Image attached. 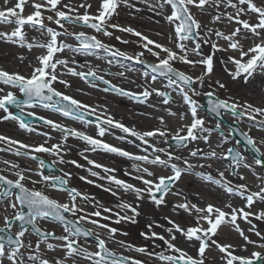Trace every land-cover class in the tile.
<instances>
[{
    "label": "snow or ice",
    "instance_id": "obj_1",
    "mask_svg": "<svg viewBox=\"0 0 264 264\" xmlns=\"http://www.w3.org/2000/svg\"><path fill=\"white\" fill-rule=\"evenodd\" d=\"M10 2L11 0H3V6L0 7V24H10L15 27L11 31H0V40L19 47H26L29 51L34 47L45 51L36 57L37 63L32 66L29 75H22L18 72L10 73L0 68V84L9 89H16L20 93L18 96L16 92L6 91L4 87H0V111L4 113L3 116H0V120H13L18 123L20 129L36 132L37 129L26 120V117H34L52 131H59L61 140L49 144L48 141L52 139L49 132L38 133L46 137L45 142L40 144H27L0 135V142L8 145L6 148H0V151H14L16 156L38 161V169L34 174L40 177L39 180H32L30 176L25 175L26 172L33 171L31 168L20 169L19 164L4 161V164L9 165L8 171L16 169L12 173L16 179H9L0 174V220H2V225H0V264H78V260L87 261L89 264H145V261L134 257H118L116 252L108 247L109 242L144 254L150 259L155 258L163 264H214L216 258L207 254L213 250L221 254L219 257L221 264H264V254L261 252L253 251L250 256L237 255V245L222 243L217 239L221 229L227 227L235 231L244 241V245L241 246L242 250L247 251L248 245L264 248V243L257 244L256 241L251 240L238 222L242 220L252 225L248 231L254 232L261 241H264V233L256 230V226L250 219V217H254L256 220H264V210L258 213L251 210L258 201L264 202V175L253 170V176L259 181L257 191H252L247 183L233 184L225 177V171L230 169L232 175H236L239 180L244 181L247 177L240 174L239 169L241 166L245 169H252V165L246 162V157L235 146L220 154L215 148H212L209 142L210 135L213 131L221 129V124L217 122L214 128L207 127L205 119L199 115L198 102L193 99V97L201 95L198 88H203L206 79L213 74L214 56L217 52L239 53L238 57L229 54L226 61L221 60V63L225 65V71L234 81L243 79L245 83H248L255 75H264V0H261L260 4H257L255 0H142L148 4L150 10L173 25L174 36H169L168 42L175 46V50L144 36L130 26L125 27L113 22L121 5L129 8L134 7L129 0H101L96 13L89 12L92 7L89 0H81L79 4L74 3L73 0H67V2L65 0H16L13 6L8 7ZM26 6L33 9L27 15L24 14ZM81 8L84 9L83 13L80 12ZM193 8L202 15L211 11L213 13L211 23L227 21L229 24L234 23L236 27L230 33L209 28L197 19L192 11ZM229 8L233 11L228 12ZM169 9L171 10L170 14ZM45 21L57 25L60 30L48 26ZM66 25L82 26L109 38L114 36L115 31L127 33L139 38L137 45L142 50L129 55L116 49L113 45L104 43L97 35H89L84 31H70ZM25 26L37 30L42 37L46 36L47 41H37L33 37L29 42L26 38ZM60 37L72 38L76 44L66 43ZM213 37L216 39L213 40ZM114 38L122 44L130 43L129 40L122 39L119 35ZM249 39L252 40V44L245 50L243 41ZM219 40L225 41L227 47L220 45ZM188 42H192L191 48L188 46ZM204 44L210 45L212 54L203 55L202 45ZM66 51L73 54L71 60L58 56ZM101 52L109 57L108 64H112L114 58L134 61L138 64H147L152 73L166 77L165 88L177 92L188 109L186 113L179 114V119L184 120L190 114L191 122L182 124L172 133L165 118L160 116L157 119L163 127L139 131L135 127H128L115 120L107 113L106 108L98 111L99 106L83 103L57 89V84L63 85L65 88L71 87L68 80L61 78L64 75H70L80 78L94 88L97 87L95 81H102L106 85L103 91L113 92L140 104L148 103L153 95L162 97L165 105L174 102L170 91H162L159 88H152L150 85L148 87L141 85L140 92H133L97 75V71L91 67L85 72L77 71L76 67L70 66L77 64L74 58L76 55H96L99 58ZM145 53L154 57L155 62L147 63L143 59ZM191 56L200 58L194 60L190 58ZM20 59L24 58L20 57ZM176 63L187 65L191 69L202 66L203 70L199 75L194 76L176 68ZM228 64H231L232 68H228ZM121 67L124 65L121 64ZM117 75L125 77V72L121 71ZM143 75L145 78L148 77L147 72ZM156 79V75L151 76L152 83ZM215 85L220 89L226 87L220 80H216ZM211 86L212 82L209 81V87ZM205 95L209 97L208 111L210 113L220 116L222 110H227L237 120L246 117L258 129H264V119H258L264 118V107H256L246 102L241 104L232 97L220 99L215 91H209ZM213 97L215 98L213 99ZM10 106L17 109L19 114L11 111ZM36 107L89 124L93 122L86 120V116L95 115L97 137L99 138H94L75 128H69L29 111ZM167 112L169 116H177V113L171 109H167ZM112 129H117L125 134L117 136L116 139L127 140L128 143L139 141L137 147L144 154L131 153L100 139L106 134H112L110 131ZM220 134L223 136V131ZM240 135L243 136L244 142L252 152L258 154L254 156L255 165L264 169V152H261L257 147V141L247 132H241ZM70 137L77 138L89 145L90 147L85 151L102 150L134 162H140L133 163L132 168L137 173L134 178L144 185L142 188L118 179L115 175H111L116 171L115 169L105 167L84 156L88 164L109 174L100 177L101 179L108 180L111 185H115L125 193H134L137 200L144 199L147 194V197L159 207L166 203L165 197L170 193L182 197L183 202L175 204L174 211L183 210L194 223L181 226V224L165 217L169 225L165 228L167 236L152 230L153 227H164L163 225L148 224L149 231L141 233V235L146 240L162 242L163 250L158 253L150 252L146 247H136L116 239L119 230L103 221L119 224L121 221L130 220L135 223V217L140 214L137 211L138 205L134 207L132 204L122 201L116 205L121 211H114L113 208L103 206L100 202L95 201V198L83 194L77 188L70 187V172H64L63 175H45L41 171L46 167L45 161L37 155L41 153L57 156L59 163L82 167L75 160L66 161L64 159V155L71 151V146L68 144ZM129 137L133 139H129ZM154 139L165 144L171 139L177 147L182 148H188L190 143L202 140L210 150L205 152L199 147L189 149L191 157L204 160H227L229 169L218 170V179L210 173H194L202 180L223 190L225 196L228 197L223 206L208 203L204 207H200L198 204L190 202L181 191L173 192L172 188L180 180L182 174H193L196 167L210 168L212 165H195L188 159L175 155L173 151L158 147L156 143H153ZM224 142H227V138L224 139ZM261 143H264V140ZM217 147H221V145L217 144ZM161 154L166 158H162ZM80 155L83 156V152ZM174 161H182L184 167H180ZM144 164L170 168L172 174L157 177L149 167L142 166ZM89 172L93 177L100 176L98 172L91 169ZM125 174L131 175V173ZM80 179L85 180L86 178L80 177ZM25 181H30L34 186L42 184L51 190L62 192L67 195L68 201L61 203L43 190L35 187L28 188ZM87 183L94 182L87 180ZM105 191L117 196V192L113 191L111 187L106 188ZM235 196L244 201L242 207H236L231 202V198ZM88 207H92L93 210L89 212ZM122 211H130L132 216L122 215ZM113 216L115 217L114 221ZM48 220L59 222L64 234L57 235L54 231L43 230L38 222ZM85 225H92V227ZM99 230H103L104 235ZM33 233L37 237L35 244L26 240V236ZM122 235H127V233H122ZM178 236L183 237L186 244L196 247L197 254L195 256L179 246ZM49 240L58 243H52ZM93 243L95 250H91ZM42 244L49 251H62L63 256L47 258L42 252ZM157 247L159 246L157 245Z\"/></svg>",
    "mask_w": 264,
    "mask_h": 264
},
{
    "label": "rangeland",
    "instance_id": "obj_2",
    "mask_svg": "<svg viewBox=\"0 0 264 264\" xmlns=\"http://www.w3.org/2000/svg\"><path fill=\"white\" fill-rule=\"evenodd\" d=\"M67 2V0H65ZM76 4H79L81 0H74L73 1ZM94 2L97 6L96 11L100 5L101 0H94L91 1ZM257 4L261 3V0H255ZM2 7V6H1ZM120 8H118V13L121 12L119 11ZM33 11V9L30 7V13ZM84 10L80 11L83 13ZM96 11L94 13H96ZM170 9L168 10L170 14ZM193 13L196 15L197 19L201 21L202 24L206 25L209 28H216L218 27L217 25L222 24V23H211L212 20V15L213 13L210 11L207 14H200L199 12L196 11L195 8L192 9ZM228 12H232V9H227ZM117 16V15H116ZM114 16L113 22L119 23L120 25H124V23L117 17ZM247 18V17H244ZM48 26L53 27L57 29L58 31L60 30L57 25L51 24L50 22L45 21ZM169 24V23H168ZM226 25V24H225ZM236 25L229 24L228 25V31L231 32ZM171 26L172 31H171V36H174V27L173 25L169 24ZM223 26V24H222ZM15 27V26H14ZM28 27V26H25ZM66 27L69 28L70 31H84L88 33L89 35H97L98 38L102 39L104 43L113 45L116 49H119L120 51H123L129 55H132L136 52L141 51L142 49L138 47L137 41L139 40L138 37L132 36L127 33H121L118 31L114 32V36L112 38L109 37H104L101 36L97 33H94L93 30L84 28L82 26H72V25H66ZM30 28V27H29ZM35 29H26L25 32L27 34L26 38L28 39L29 42L32 41V38L35 35L34 33ZM1 31V29H0ZM140 32V30H138ZM121 36L122 39L129 40V44H122L119 41L115 40V36ZM61 40H64L66 43H70L75 45L76 41L72 38L68 37H60ZM151 39V38H150ZM154 38H152L153 40ZM37 41H42L46 42L47 37L44 36L40 39H36ZM244 47H249L252 44V40L249 39L247 41H243ZM227 45V43H226ZM188 46L191 48L192 42H188ZM175 50V46L173 44L170 45ZM44 49L41 48H36L34 47L31 51H29L26 47H19L18 45H14L11 43H5L4 41L0 40V68L13 73V72H18L22 75H29L30 72L32 71V66L35 65L36 62V57L40 54L44 53ZM202 53L203 55L207 56L209 54H212V49L210 45L204 44L202 45ZM231 53H238V52H231ZM226 55L225 52H217L215 53L214 56V71L211 77L207 78L205 81V85L203 88H198V91L201 93L199 96L193 97L198 102V107H199V115L202 116L205 119V123L207 127L214 128L215 124L217 121H215L210 115L205 113L202 110V104L201 101L202 99L208 97L205 95V93L209 91H215L216 95L220 99H228L229 97H232L234 100L238 101L239 103H249L252 104L256 107H261L262 103V97L264 99V76L263 75H255L253 78L249 80L248 83H243L241 86V80H232L230 76H226L224 73L225 71V65L221 63V60H224V56ZM58 56L72 59L73 54L71 52H64L62 54H58ZM20 57H23L24 59L21 60ZM75 60L77 62L76 65H70L72 67H76L77 71H85L87 72L89 68L91 67L92 69L97 71V75L103 76L104 79L110 80L114 84H119L123 83V88L126 89H132L131 91L133 92H140L141 91V85L148 87L149 85L152 88H159L162 91H170L172 92V98L174 102H170L168 105H165L163 103V98L158 97L156 95H153L150 97L149 102L146 104H136L129 102V100L125 98H118L117 96H114L110 94L109 92L103 91V87L100 85H97V87H92L90 86L89 83L81 80L78 77H73L70 75H64L61 78L68 80L71 84V87L65 88L63 85L57 84L56 87L59 91L64 92L65 94L71 95L77 100L82 101L83 103L92 105V106H99L98 111L106 108L107 113L110 114L115 120L122 122L128 127H135L139 131H147V130H152L155 128H161L163 125H160L159 120L157 119L160 116H163L167 122L168 128L172 133H174L182 124L190 123L191 122V116L190 114L186 116V119L180 120L179 119V114L180 113H186L188 111L187 106L184 105L181 97L177 94V92L172 91L170 88H165V85L167 84V79L165 80H157L152 83L151 82V77L148 74V77L145 78L143 75L146 71L138 66V63L134 61H124L120 60V58H114L112 61V64H108V59L109 57L106 56L103 52L99 53V58H97L96 55H76ZM191 59H199L200 57L197 56H191ZM146 62L148 63H154L155 58L148 55L145 53V56L143 58ZM121 64L124 65V67H121ZM228 68H232L231 64L227 65ZM175 67L185 71L186 73H189L191 75H199L201 71L203 70L202 66H198L195 69H191L189 66L181 64V63H176ZM131 69V70H129ZM125 72V77H120L117 75L119 72ZM108 72L111 73L112 77H109ZM220 80L222 83L225 84L224 89H220L216 87L215 81ZM209 81L212 82V86L209 87ZM253 91L258 99L256 98H251L248 95V92ZM14 92H16L17 95H19L18 90L14 89ZM215 98V97H213ZM167 109H171L173 112L177 113V116H169ZM222 115L225 123L219 122L221 124V129H217L213 131L210 135L209 142L212 146V148H215L218 154L226 151L228 148H232L235 146L237 149H239L242 154L246 157V162L252 165V168L259 171L261 175H264V169L260 168L259 166L255 165L254 163V156H257L258 154L252 152V150L249 147H244L241 144L237 143L238 141L233 139L232 133L230 130L227 128L226 123L237 125L241 132H247L250 136H252L256 141H257V147L260 148L261 152H264V143H261L262 140H264V129L258 130L250 126L248 120L246 117L244 118H239L238 120L231 115H228L224 110H222ZM179 122V124H177ZM67 127L69 128H75L77 129V126L74 124H71L68 122L66 124ZM83 129H77L79 131H82L88 135L93 136L94 138H99L97 137V128L95 127H84ZM251 129V131H249ZM112 134H106L104 137L100 138L102 139L105 143L111 144L116 147H120L126 151H129L131 153H134L138 150H140L137 145L140 143L139 141H136L135 143H128L127 140H119L116 139L117 136H122L125 135L124 133L120 132L117 129H112L110 130ZM221 131H223V136H221ZM257 132L258 136H260L259 139H257L254 135V133ZM227 138V142H224V139ZM129 139H133L129 137ZM171 139L168 140V143L165 144L163 142H160L158 139H154L153 143H156L158 147L165 148L167 151H177L181 152V157L183 159H188L191 163L195 165H207L211 164L212 166H228V161L227 160H204V159H199V158H193L191 156H188L187 153L189 152V149H194L196 147H199L200 149L208 152L210 149L208 145H206L202 140L192 142L188 145V148H182V147H177ZM68 144L71 146V151L67 152L66 155H64V159L66 161L70 160H75L79 165H82V167H76L75 165L72 164H67V170L65 172H70L71 173V180L69 181V186L70 187H75L77 188L80 192L83 194L88 195L89 197L95 198V201L100 202L103 206L106 207H111L113 208L114 211H121L116 207L117 204L120 202L124 201L121 199L126 198L130 193H125L122 190L114 189L112 185H106L103 184V181L107 182L108 180L106 179H101L100 177L106 176L108 173H104L102 169H97L94 168L92 165L88 164V161L84 159V156H87L89 160H93L96 163L106 165L105 167L108 168H113L118 172V179H122L126 181L125 174L124 172L129 168L131 162L133 163L134 161L126 159L123 157V161L120 160L119 157L116 154L112 153H107L102 150H97V151H85V149H88L90 146L87 145L84 141L78 140L77 138H72L70 137L68 139ZM217 144H220L221 147H217ZM72 147L78 148L75 151ZM78 153L79 158H75L76 156L74 153ZM83 152V156L80 155V153ZM75 156V157H74ZM162 158H166L161 154ZM75 158V159H73ZM177 163L179 166H184L182 161H174ZM198 163V164H196ZM69 167V168H68ZM156 170L154 171L156 176H168L171 175V170L170 168H163L161 166H156ZM89 169L92 171H96L100 174V176L93 177L90 175ZM193 171L196 172H203L205 174H211L214 178H219L218 173L212 170L210 167H196ZM229 174H231V170L229 169ZM239 171H244V168L241 166ZM133 176L137 175V173L132 169L130 170ZM80 177H85V180H81ZM225 177L232 181L233 184L236 182H239L240 180L236 175H225ZM182 178V177H181ZM181 178L179 181L175 183L174 186L178 184H183L181 181ZM12 179V178H9ZM87 180H92L94 183H87ZM100 185H105V189L108 187H111L114 191H118L117 193L122 196H113L111 192L105 191L103 187ZM136 185L138 187H144V185L137 180ZM28 186V185H26ZM189 188L188 190H190ZM173 190V188H172ZM187 190V191H188ZM135 195V194H132ZM53 197L52 195H50ZM147 196V194L145 195ZM56 198V197H53ZM58 199L61 203L67 202L68 197H61V198H56ZM150 200V199H149ZM166 200V199H165ZM223 198L218 199L219 205L222 204ZM125 202V201H124ZM138 203L135 205L137 206ZM166 205V204H165ZM156 206V205H155ZM162 206V205H161ZM159 206L158 208L160 209ZM87 210L90 212L92 211V207H88ZM263 210H264V205H263ZM10 211V210H9ZM137 211H139V205L137 208ZM127 213V214H126ZM122 215H130L127 211H122ZM184 216L188 215L183 212ZM113 221L115 220V217L113 216ZM140 218L139 215L135 217V223L131 222L130 220L128 221H121V223L116 224L114 222H109V221H103L105 223H110L111 227L117 228L118 234L116 236V239L122 240L127 242L128 244H132L136 247H146L148 251L150 252H161L163 250V244L161 241L156 240V241H151V240H146L141 233H147L149 229H146V226L142 223H140ZM262 221V226L260 228L261 232L264 233V220ZM39 226L45 230V231H54L57 235L64 234L63 233V228L60 224H52L48 221H39ZM133 224L134 230L132 231L133 235L130 236L128 232V224ZM189 223V222H188ZM141 224V225H140ZM190 224V223H189ZM0 225H2V220H0ZM86 227H92V225H85ZM207 226V225H206ZM15 230V229H14ZM153 231H156L159 234H162L160 230H157V228L153 227ZM101 231L102 235H104L103 230ZM122 233H127V235H122ZM26 240H30L35 244L37 238L34 237L32 234L26 236ZM49 242L52 243H58L56 241L49 240ZM157 245L159 247H157ZM108 247L116 252L117 255L119 256H130L134 257L137 259H140L142 261H145V264H163V262L156 260L155 258L150 259L148 256L144 254L137 253L135 251L129 250L127 248H122L117 244H114L112 242L108 243ZM41 249L43 254L46 255L47 258L52 259V258H59L63 256L62 251H49L47 250L46 246L44 244L41 245ZM95 250V244L93 243L92 249ZM189 254L195 256L197 252H189ZM208 255L215 257V262L214 264H221V261L219 260V257L221 254H219L216 250H213L210 253H207ZM262 254H264L262 252ZM237 255H243V256H250L251 254H237ZM78 264H89V262L84 261V260H78Z\"/></svg>",
    "mask_w": 264,
    "mask_h": 264
},
{
    "label": "bare ground",
    "instance_id": "obj_3",
    "mask_svg": "<svg viewBox=\"0 0 264 264\" xmlns=\"http://www.w3.org/2000/svg\"><path fill=\"white\" fill-rule=\"evenodd\" d=\"M91 1H94V0H89V2L92 5V7L89 9V12L94 13L96 11L97 6L94 2H91ZM15 2H16V0H11V2L8 4V7L13 6L15 4ZM129 2L132 5H134V7L129 8V7H125V6L121 5L120 9H119V11L121 10V12H119L118 15L116 16L118 20L120 19L124 23V25L122 24L121 26H125V27L130 26V27L134 28L136 31L140 30V32L144 36H147L148 38H151V39L154 38L153 39L154 41L160 42V43L165 44L168 47H170L171 44L168 42V38H169V36H171L170 34L172 31V28H171V26H169L168 22L162 16H159L154 11L150 10L148 4L142 2V0H129ZM1 6H3V0H0V7ZM82 10H84V9L81 8L80 11H82ZM24 14L25 15L30 14V7L26 6ZM222 24H223V26H222ZM222 24L217 25L218 27H216L215 29H219V30L224 31L226 33H230L228 31L229 30L228 29L229 23L227 21H225ZM233 27H234V25H233ZM13 28H14V25L0 24L1 31H11ZM25 28L30 29L29 27H25ZM34 33L36 35V36H34L36 39L42 38L40 32H38L37 30H34ZM215 39L216 38L213 37V40H215ZM219 44L225 48L227 47L226 42L223 40H219ZM247 48L248 47H246L245 50ZM229 54L233 55V56H237V57L239 56V53H231V52L226 53V55L224 56L225 61L227 60V56ZM224 74L226 76L228 75L227 72H225ZM243 83H244V81L241 80L240 85L243 86L242 85ZM263 92H264V89H263ZM248 95L250 96V99L251 98L258 99L259 98V97H257V95H255V93L253 91H250V90L248 92ZM262 100L263 101L261 103V107H264L263 97H262ZM258 119H264V118H258ZM248 122H249L250 126H252L255 129H258L252 121L248 120ZM177 124H179V122H177ZM258 130H261V129H258ZM254 135L257 139L260 138V136H258L257 132H255ZM162 148H163V146H162ZM135 154L140 155L142 153L140 151H137V152H135ZM174 154L177 156H180V157L182 156L181 152L175 151ZM74 155L77 157V155L75 153H74ZM187 155L190 156L189 152L187 153ZM120 160L123 161L124 159L120 157ZM133 163H140V162H133ZM133 163L131 162L130 166H128L129 168H127V170L124 172V174L125 173H131L130 170L133 169L132 168ZM196 164H198V163H196ZM142 166L149 167V169L153 172L157 168L156 167L157 165L144 164ZM180 167L183 168L184 166H180ZM211 168H212V170H214L215 172L218 173V170L225 171V169H228V166H211ZM253 170H255V169H253V168L252 169H245L244 168V171H239L240 174L247 177V179L244 181L240 180L239 182H236L234 184L247 183L252 191H257L258 190L257 184L259 183V181H257L255 179V177L253 176ZM195 172L196 171H193V174H188V173L182 174L181 181L183 184H178V185L174 186L172 191L173 192H175L177 190L181 191L185 196H187V198L190 202L196 203L200 207H204L208 203L219 205L218 199L223 198L222 204L219 205V206H223V204L228 200V197L225 196L223 190L216 185H213L209 182L202 180L199 176L194 174ZM255 172L259 173V171H257V170H255ZM107 175H109V174H107ZM111 175H115L117 177L118 172L115 171L114 173H111ZM225 175L227 176V175H231V174H229V171L227 170V171H225ZM124 176L126 178L127 183L134 184L136 187H138L136 185L137 180L134 178L136 175L133 176L131 173V175L125 174ZM105 183L107 186L111 185L109 183V181H107V182L103 181V184H105ZM100 186L105 189V185H100ZM112 186L114 187V189H118V188H116L115 185H112ZM189 188H191V189L188 190ZM129 193L130 194L126 198L121 199V200H124L125 202L132 204L134 207L138 203L139 211H140V214H139L140 220L139 221H140V223H142L146 226V229H148L147 226L150 223L160 224V225H163L164 227H155V228H157V230H160L163 235L167 236V233L165 232V228L168 227L169 225H168L165 217L175 221L176 223L181 224V226H188V225L194 223V221L192 220L191 217H189V216L187 217V216L183 215V210L174 211V205L177 203L183 202V199L180 196H175V195H172L171 193L168 194L165 197V199H166L165 204L166 205L163 204L159 209L157 206H155V204L151 200H149V198L147 196H145V198L142 200H137L135 195H132L134 193H131V192H129ZM117 196L122 197L118 193H117ZM231 202L236 207H242L244 205V201L238 196L232 197ZM263 205H264V202L258 201L257 203H255L253 205L251 210L253 212L258 213V212L263 210ZM127 212L130 215H132V213L130 211H127ZM250 219L252 220V224H254L256 226V230L261 232L260 228L262 226V221L256 220L254 217H250ZM238 222L240 223L241 228H243L245 230L246 235H248L251 240L256 241L257 244L264 243V241H261L260 238L254 234V232L248 231V229L252 225H250V224H248L242 220L238 221ZM127 227L129 229L128 230L129 235L132 236L133 235L132 231L134 230L133 224L132 223L128 224ZM217 239L222 243H233V244L237 245L236 254H239V253L251 254L253 251H258V252L264 253V248H259L255 245H248L247 251L242 250L241 246L244 245V241L235 231H233L227 227H224L221 229V232H220L219 236L217 237ZM178 244L180 247L186 249L189 252H196V247H192V246L186 244L184 242L183 237L178 236Z\"/></svg>",
    "mask_w": 264,
    "mask_h": 264
},
{
    "label": "flooded vegetation",
    "instance_id": "obj_4",
    "mask_svg": "<svg viewBox=\"0 0 264 264\" xmlns=\"http://www.w3.org/2000/svg\"><path fill=\"white\" fill-rule=\"evenodd\" d=\"M0 86H2L0 84ZM6 87V86H2ZM11 91L13 89H10ZM20 95V93H19ZM18 95V96H19ZM10 110L13 111V108L10 107ZM29 111H33L37 114V116H43L49 119H52L56 122H59L61 124L65 125V118L62 117L61 115L57 113H53L49 110L36 107L34 109H29ZM4 113L0 111V116H3ZM35 129H37L36 132H28L26 130L20 129L18 123L13 120H0V135L9 137L10 139L13 140H18L23 143L27 144H40L44 143L46 137L43 135H39L38 133H43V132H49L52 136V139L48 141L49 144L52 143H57L61 140V133L59 131H52L48 126H45L42 122H38L35 125H32ZM15 129H14V128ZM19 135V136H18ZM26 135V138H22L20 136ZM8 145L6 143L0 142V148H6ZM40 156L41 159L45 161V164L52 163L54 166H56L58 169H61L65 164L59 163V158L57 156H52L49 154H37ZM10 161L12 163L19 164L20 169H25V168H31L33 171L32 172H26L25 175L30 176L32 180H39L40 177L38 175H35L34 173L38 169V161L31 160L26 157H17L14 154V151H0V173L2 175L7 176L8 178H12L13 180L16 179L15 175L12 173L16 171V169H13L11 171H8L7 169L9 168V165L4 164V161ZM41 171L44 172V169ZM45 175H47L46 172H44ZM25 184L28 185V188H33L35 187L36 189L43 190L46 192V189L44 185L42 184H36L35 186L30 182V181H25Z\"/></svg>",
    "mask_w": 264,
    "mask_h": 264
},
{
    "label": "water",
    "instance_id": "obj_5",
    "mask_svg": "<svg viewBox=\"0 0 264 264\" xmlns=\"http://www.w3.org/2000/svg\"><path fill=\"white\" fill-rule=\"evenodd\" d=\"M214 99V98H213ZM208 100H209V97H207L204 101H203V103H204V105H205V107H204V109L207 111V112H209L208 111ZM226 113H228V111L227 110H224ZM210 113V112H209ZM212 116H214L217 120H223L222 119V116L220 115V116H216L215 114H213V113H210ZM228 127L231 129V131L233 132V136L235 137V138H238L239 140H240V142L242 143V144H246L245 142H244V138H243V136H241L240 135V131H239V129H238V127L236 126V125H228ZM247 145V144H246ZM157 195H159V194H157ZM66 215V214H65ZM29 228H30V226H29Z\"/></svg>",
    "mask_w": 264,
    "mask_h": 264
}]
</instances>
